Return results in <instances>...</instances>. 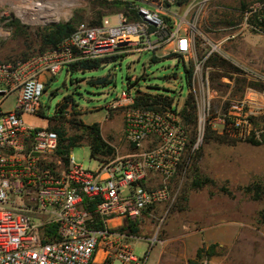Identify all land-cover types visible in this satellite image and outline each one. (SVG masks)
Here are the masks:
<instances>
[{"label": "built area", "instance_id": "1", "mask_svg": "<svg viewBox=\"0 0 264 264\" xmlns=\"http://www.w3.org/2000/svg\"><path fill=\"white\" fill-rule=\"evenodd\" d=\"M166 1L181 8L175 0ZM36 2L19 0L10 8L24 20L21 10ZM151 4L131 0L129 15L115 11L95 23L80 22L51 49L0 60V264L146 263L147 253L137 257L127 241L132 236L120 229L126 222L137 224L146 209L175 198L168 180L190 144L179 109L161 102L155 109L137 106L135 96L122 90L110 106H123L125 139L134 151L86 169L71 153L58 151L59 134L49 122L59 107L45 117L40 97L49 79L76 61L161 49L191 56L196 38L186 30L190 7L180 15L169 14L162 3ZM263 28L264 0H254L241 10L240 29ZM249 70L248 77L264 84L263 72ZM198 84L197 137L191 151L198 149L210 112L208 77L200 76ZM11 96L13 109L3 110ZM263 106L264 94L248 87L218 123L244 138L252 115ZM147 173L161 175L163 182L147 188ZM198 264H210L209 258L202 256Z\"/></svg>", "mask_w": 264, "mask_h": 264}, {"label": "rangeland", "instance_id": "2", "mask_svg": "<svg viewBox=\"0 0 264 264\" xmlns=\"http://www.w3.org/2000/svg\"><path fill=\"white\" fill-rule=\"evenodd\" d=\"M18 1L0 0V60L19 57L29 47H37L41 33L54 24L75 19V27L80 22H91L104 14L122 11L110 4L112 0H66L73 1L74 5L64 8L67 10L65 15H50L47 22H28L10 8ZM136 1L151 6H154L152 1L162 3L169 14L182 15L187 6L190 7L186 15V30L195 35L196 42L193 54L184 58V63L192 68L191 85L186 80L182 60L168 57L167 49L128 52L105 62L96 70L69 72L67 67H63L49 79L40 97L44 116L51 117L56 107L65 104L67 114L62 119L51 120L49 125L54 126L61 121L65 134L60 144L75 138V144L68 153L84 168L94 169L99 160L107 161L134 151L133 145L125 139L123 106H110L122 90L133 96L147 93L170 96V106L163 105L161 100L156 106L161 102L168 108L179 109L189 138L195 136L196 139V122L188 123L181 110L191 94L195 99L197 118L199 78L207 76L210 112L198 149L186 150L176 174L168 180V187L176 193L174 200L161 202L155 209H146L140 221L135 223L136 232L127 222L120 232L132 236L127 241L134 246L137 257L147 253L145 264H188L189 259L196 257L198 248L207 250L211 244L215 245V254L207 256L203 251L196 258L198 263L206 255L212 264H264V198L253 199L252 193L244 190L255 183L264 188V142L252 144L248 141L253 131L264 135V106L252 115L246 137L241 138L234 133L228 136L235 140L234 144L204 139L208 125L214 134L222 133L218 119L227 113L232 102L243 98L248 87L264 94V84L246 73L249 69L264 73V29H240L241 7L254 0H190L184 6L180 5V9L169 5L166 0ZM58 7L63 9L61 3ZM11 19L18 21L16 26L8 25ZM211 54L226 58L238 70L205 66ZM153 56L155 60H152ZM196 69V76H193ZM106 74L113 78L108 84L91 83L96 77ZM67 95L71 98L66 101L64 97ZM14 105L15 99L11 96L2 109L12 110ZM235 111L231 117L237 115ZM78 122H97L103 139L113 147V154L92 158L88 138ZM190 152L192 157L188 158ZM194 175L208 178L209 182L199 189L190 190L189 183ZM184 195L187 196L186 201L182 199ZM32 222L39 220L32 218ZM205 233H210L213 240L204 242ZM112 264L121 262L115 259Z\"/></svg>", "mask_w": 264, "mask_h": 264}, {"label": "trees", "instance_id": "3", "mask_svg": "<svg viewBox=\"0 0 264 264\" xmlns=\"http://www.w3.org/2000/svg\"><path fill=\"white\" fill-rule=\"evenodd\" d=\"M189 1L190 0H175V3L179 6L180 5L184 6ZM130 2L131 1H126V0H112L110 4L122 10L126 15H129L128 6ZM246 6L247 5H242L241 10H243ZM99 19L100 17L97 20H92L91 22L93 23L98 22ZM17 23L18 21L16 19H11L8 22V25L16 26ZM74 23H75V19H71L65 23H58V24L52 25L50 28H48L43 33H41L40 43L38 44L37 47H29L28 50L23 52L21 56L15 57V58H26L37 51L43 52L45 50L55 47L64 37L69 35V33L73 30ZM167 56L168 57H178L180 60H182L186 80L188 84L191 85L192 68L190 66L188 67L185 65L183 56L178 53H170ZM116 57L117 55H113L110 57L99 58V59H88V60L76 61L69 65L68 71L73 72L76 70H81V71L96 70L102 67L105 62L115 59ZM155 58L156 57L153 56L152 60H155ZM9 59H12V58H9ZM205 66H211L213 68L217 67V68L228 70V71L238 70L236 67L232 66L226 58L218 54H211L207 58L205 62ZM109 76H110L109 74H106L103 76L96 77L91 83L98 84V85H106L113 80V78H110ZM69 98L71 97L67 95L64 97V100L67 101ZM159 100H161L163 105H166V106H170L172 104V98L170 96H167V95H154L153 96L147 93L144 95H139V94L136 95L135 105L143 106V107L150 108V109H155V108H158V106L156 105ZM64 109H65V104H61L59 107V115H57L55 119L64 117L63 115ZM181 113L188 123L195 124L196 104H195V99L193 95L189 94V96L184 102V106L181 110ZM77 124L78 126L80 125L83 127L84 133L88 138V143L90 146V156L92 158H98V156L99 157L100 156H110L113 154V147L103 139L102 134H101L100 125L97 122H94L92 124H82L81 122H78ZM52 128L58 132L60 140H64L63 135L65 134V131L62 128V122L60 121V123L52 126ZM206 128H207V132L204 136L205 141L214 140L218 143H226V144L235 143L234 139L228 138L230 134H233L236 132L234 128H224L222 129V133H218V134H214V132H212L209 129V125L206 126ZM258 135H259L258 133H255L253 131L252 136L248 138V141L251 142L252 144H260L264 142V135H259V136ZM194 141H195V136H191L188 149H190L191 144ZM74 144H75V138L74 139L71 138L68 140V143L64 145L59 144L58 151L60 153L66 154L68 153L69 148L73 146ZM191 157H192V152L188 154V158H191ZM192 178L193 179L189 183V187H188V189L190 190L199 189L209 182L208 178L201 179L199 175H194ZM244 190L246 193H252L253 199L264 198V188L259 184L255 183L254 185H249L245 187ZM226 192L228 193V191ZM182 199L186 201L187 196L186 195H184V197L182 196ZM135 226H136L135 223H130L129 225L130 229L133 232L137 231V228ZM214 247L215 245L211 244L209 245L207 250H205L204 247L198 248L196 257L193 259H189L188 264H198L196 258L200 257L203 251H206L207 256H213L215 254Z\"/></svg>", "mask_w": 264, "mask_h": 264}, {"label": "bare ground", "instance_id": "4", "mask_svg": "<svg viewBox=\"0 0 264 264\" xmlns=\"http://www.w3.org/2000/svg\"><path fill=\"white\" fill-rule=\"evenodd\" d=\"M61 3L63 9L58 7V4ZM77 4V2H76ZM74 5L73 1L66 0H50L48 2H44L39 0V2L34 3L31 7H28L26 10L20 12L23 16L24 20L30 21H40L47 22L49 21L50 15L56 14L57 16L65 15L66 9L65 7H72ZM39 19V20H38ZM56 19V18H55Z\"/></svg>", "mask_w": 264, "mask_h": 264}, {"label": "crops", "instance_id": "5", "mask_svg": "<svg viewBox=\"0 0 264 264\" xmlns=\"http://www.w3.org/2000/svg\"><path fill=\"white\" fill-rule=\"evenodd\" d=\"M162 182H163V177L159 174H156V173H147L145 178L143 179V184L147 188L158 187ZM159 205H160V203L152 206V208L155 209ZM212 240H213V236L210 233H205L203 241L208 242V241H212ZM209 261H210V259H209ZM210 264H212L211 261H210Z\"/></svg>", "mask_w": 264, "mask_h": 264}]
</instances>
